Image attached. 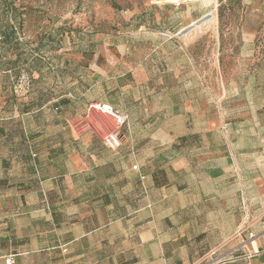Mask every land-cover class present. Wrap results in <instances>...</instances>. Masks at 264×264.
<instances>
[{
	"label": "crops",
	"instance_id": "0c3cea01",
	"mask_svg": "<svg viewBox=\"0 0 264 264\" xmlns=\"http://www.w3.org/2000/svg\"><path fill=\"white\" fill-rule=\"evenodd\" d=\"M65 35L29 44L47 62L25 64L31 50L0 34V58L16 57L0 59V264H264V61L216 117L213 102L168 100L177 70L102 66ZM23 70L31 95L8 112L2 91ZM95 105L125 117L104 113L116 149L72 126Z\"/></svg>",
	"mask_w": 264,
	"mask_h": 264
},
{
	"label": "rangeland",
	"instance_id": "374dc122",
	"mask_svg": "<svg viewBox=\"0 0 264 264\" xmlns=\"http://www.w3.org/2000/svg\"><path fill=\"white\" fill-rule=\"evenodd\" d=\"M255 29L254 38H245L246 31ZM0 34H19L21 41L17 36V41L14 37L8 41L31 50L23 58L25 64L34 58L47 62L45 54L29 44L41 42L49 34H63L65 43L69 40L65 34H83L87 47H92L86 61L95 53L98 63L115 64L118 71L126 68L128 60L154 69L167 65L170 73L178 71L179 78L178 82L174 75L168 77V100L178 95L184 100L198 98L201 110L213 102L219 117L224 100L237 90L248 92L247 79L253 76L247 74L246 65L264 61V0H0ZM1 58L8 64L16 59L14 51ZM20 75L28 77V87H17L16 93L12 86L2 91L1 104L8 112L25 104L31 95L26 70L14 83ZM260 78L264 80V74ZM235 83L239 88L232 85ZM91 109L90 117L85 113L86 118L73 121L72 126L97 128L98 136L105 140L115 131L104 115L111 114L102 108ZM146 137L137 136L140 140Z\"/></svg>",
	"mask_w": 264,
	"mask_h": 264
},
{
	"label": "built area",
	"instance_id": "2783aa9c",
	"mask_svg": "<svg viewBox=\"0 0 264 264\" xmlns=\"http://www.w3.org/2000/svg\"><path fill=\"white\" fill-rule=\"evenodd\" d=\"M17 36H19V34H17ZM28 81H29L28 77L25 78L23 75H20L18 80L14 83V86H13L14 92L16 93L17 87L20 88V87H22L23 84L25 85V87H28L29 86V82ZM16 84H18V85H16ZM94 107L95 108H102V109L108 111L111 114V116L114 117L116 124L119 125V126H121L125 122V117L124 116L119 115L114 109H112V108H110L108 106L95 105ZM106 141H107V144H108L109 148L116 149L118 147L117 135H109L107 137ZM132 168L135 170L136 166H133ZM249 236L253 237L252 234H249ZM5 264H13L12 257L7 258L5 260Z\"/></svg>",
	"mask_w": 264,
	"mask_h": 264
},
{
	"label": "water",
	"instance_id": "95a60500",
	"mask_svg": "<svg viewBox=\"0 0 264 264\" xmlns=\"http://www.w3.org/2000/svg\"><path fill=\"white\" fill-rule=\"evenodd\" d=\"M186 31H183L182 33H185ZM182 33H180V34H182Z\"/></svg>",
	"mask_w": 264,
	"mask_h": 264
},
{
	"label": "bare ground",
	"instance_id": "6f19581e",
	"mask_svg": "<svg viewBox=\"0 0 264 264\" xmlns=\"http://www.w3.org/2000/svg\"><path fill=\"white\" fill-rule=\"evenodd\" d=\"M198 25H200V24H198Z\"/></svg>",
	"mask_w": 264,
	"mask_h": 264
}]
</instances>
